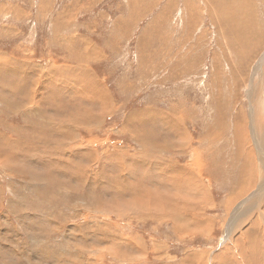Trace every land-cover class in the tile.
I'll return each mask as SVG.
<instances>
[{
	"label": "rangeland",
	"instance_id": "1",
	"mask_svg": "<svg viewBox=\"0 0 264 264\" xmlns=\"http://www.w3.org/2000/svg\"><path fill=\"white\" fill-rule=\"evenodd\" d=\"M263 1L0 0V264H264V197L240 217L244 222H232L258 192L259 173L253 187L233 192L240 174L250 180V168L258 172V161L252 165L249 143L236 149L233 140L230 147L237 111L248 130L255 111L264 115L254 87L264 88ZM238 24L248 25L244 34L231 31ZM164 114L174 124L184 119L186 133L168 134L185 135L183 143L203 151L204 207L199 197L192 204L202 191L192 181L179 183V192L169 184L168 191L149 187L167 178L144 162L155 160L165 171L160 156L183 169L196 161L194 150L159 151L154 159L158 150L143 143L144 133L157 141L156 133L167 135ZM128 119H142L140 132ZM213 129L216 141L207 136ZM166 138L159 142L164 149ZM242 157L249 158L247 170ZM132 182L144 184L151 201L161 192L171 215L144 219L114 199ZM149 206L160 210L153 201Z\"/></svg>",
	"mask_w": 264,
	"mask_h": 264
},
{
	"label": "bare ground",
	"instance_id": "2",
	"mask_svg": "<svg viewBox=\"0 0 264 264\" xmlns=\"http://www.w3.org/2000/svg\"><path fill=\"white\" fill-rule=\"evenodd\" d=\"M264 2V1H263ZM242 3V2H241ZM253 3V2H252ZM235 7V6H234ZM237 7V6H236ZM239 7V6H238ZM237 7V9H239ZM240 7H241V5H240ZM254 8H255V6H254ZM243 9V8H242ZM234 10H236V9H234ZM238 11V14L239 13H241V12H239L240 10H237ZM236 12V11H235ZM234 13V12H233ZM244 14H246V13H244ZM232 15V14H231ZM257 15H259V14H257ZM233 16V15H232ZM222 17V16H221ZM231 17V16H230ZM234 17V16H233ZM249 18V17H248ZM259 18V17H258ZM225 19V18H224ZM225 20H227V19H225ZM245 20V19H244ZM248 20V19H247ZM219 21V20H218ZM229 21H230V19H229ZM241 21V20H240ZM243 21V20H242ZM246 21V20H245ZM221 22V21H220ZM227 22V21H226ZM225 22V23H226ZM264 22V21H263ZM217 23V22H216ZM247 23V22H246ZM250 23H251V21H250ZM218 24H219V22H218ZM221 24V23H220ZM234 24V23H233ZM243 24H245L244 22H243ZM249 24V23H248ZM257 24H258V26H260L259 25V23L257 22ZM225 25V24H224ZM221 26H222V24H221ZM229 26V25H228ZM246 26H248V25H246ZM245 26V27H246ZM223 27V26H222ZM231 27V26H230ZM245 27H243V25L242 24H238V25H236V26H232V29H231V31L232 32H234V31H236V30H238L239 32L241 31L242 32V34H244V30H245ZM255 27H256V25H255ZM264 27V26H263ZM254 28V27H253ZM247 29H248V27H247ZM247 29H246V31H247ZM249 29H251V28H249ZM248 29V30H249ZM223 30H225V29H223ZM229 30V29H228ZM252 30V29H251ZM250 30V31H251ZM261 30H262V27H261ZM230 31V30H229ZM250 31H247V32H249V33H251ZM256 31V34H257V30H255ZM260 31V30H259ZM231 32V33H232ZM253 32V31H252ZM255 34V33H254ZM261 34V33H260ZM259 34V35H260ZM251 35H252V33H251ZM237 36V35H236ZM245 36H246V33H245ZM255 36V35H254ZM252 37V36H251ZM258 37V36H257ZM264 37V36H263ZM244 38H246L247 39V36L246 37H244ZM249 38V37H248ZM245 39V40H246ZM250 41H251V39H249ZM253 40V39H252ZM259 40V39H258ZM258 40H257V42H258ZM261 40H262V38H261ZM261 40H259V41H261ZM264 40V39H263ZM262 40V41H263ZM236 41V40H235ZM250 41H249V43H247L246 42V44H250ZM237 42V41H236ZM257 42H255L254 41V43L256 44ZM259 43V42H258ZM257 43V44H258ZM245 44V43H244ZM252 44V43H251ZM248 46V45H247ZM253 46V45H252ZM259 47V46H258ZM238 49V48H237ZM257 49V48H256ZM243 50V49H242ZM248 49H247V47H246V51H247ZM258 50V49H257ZM260 50V49H259ZM255 52H256V50H254ZM242 52H244V50L242 51ZM242 52H240V53H242ZM239 53V52H238ZM239 53V54H240ZM255 55V54H254ZM246 56V55H245ZM244 56V57H245ZM241 61V60H240ZM2 62V61H1ZM6 63V62H5ZM8 67V66H7ZM12 67V66H11ZM10 67V68H11ZM15 68V67H14ZM257 69V68H256ZM15 70V69H14ZM13 70V71H14ZM17 71V70H16ZM19 71V70H18ZM17 71V72H18ZM16 72V73H17ZM227 84V83H226ZM254 87H255V89H256V92L258 93V95H259V99L258 100H260V103L261 102H263V104H264V88H262V84H259L258 86H255L254 85ZM254 87H252V88H250V92L249 93H252L253 94V92L255 91V89H254ZM262 98H261V97ZM249 97H251L252 99H254V103H257L258 102V100L256 99V97L257 96H252V95H249ZM250 99V98H249ZM253 101V100H252ZM99 104V103H98ZM105 105V104H104ZM214 105V104H213ZM259 105V104H258ZM257 105V106H258ZM222 104L220 103L218 106H217V108L215 109V107H214V113H213V117H212V121L214 122L215 121V119L217 120V117L218 116H220V115H222V112H221V110H222ZM102 107H104V106H102ZM224 107V106H223ZM109 107H107V105L104 107V108H102L103 110L105 109V111L106 110H109L108 109ZM258 108V107H257ZM226 109V108H225ZM254 110H255V108H254ZM225 111V110H224ZM226 112V111H225ZM224 112V113H225ZM235 112V111H234ZM223 113V114H224ZM251 113V112H250ZM253 113V112H252ZM135 114V113H134ZM225 115H227V114H224V116ZM247 115H248V113H247ZM223 116V117H224ZM245 114H244V112L242 111V109L240 110V111H237V113L236 114H234V119H233V121H234V123H232V129H233V134H232V137H234V142H235V146H236V149L241 145V141L243 142V141H245V142H247V143H249V145H247V147H248V153L250 154V158H251V160H252V162H253V164L252 165H255V159H257V163H258V172L257 173H255L257 170H255V166L254 167H251L250 169L252 170L251 171V174H252V177L250 178V180H248V178H244L243 179V177H242V174H240V176H239V179L244 183V185H243V183L240 185V188L239 187H234V189H233V192H234V190H235V188H238V190H237V192L235 191V193H236V196H240V195H242L243 193H244V190H245V188H247V187H253L254 186V183L256 184V181H257V177H256V175H258V173H259V177H260V183H259V187H258V192H256L254 195H253V198H252V200L249 202V203H246L245 204V206L242 208V209H239L237 212H235V214H234V216H233V218H232V222H236V221H238L239 219H240V217H242V216H249V214H253L254 213V211L255 210H257V209H255L256 208V203H258L257 201L259 200V199H261L262 197H264V120H262L263 118H262V116H264V115H262V116H260V112L259 111H255V114H253V115H251L250 116V121H249V130L247 129V127L244 125V122H247V119L245 118ZM221 117V116H220ZM134 118V117H133ZM147 118H149V117H147ZM131 119V118H130ZM142 119H134V120H127V125H131V126H133V128L132 129H134V130H136V131H139L140 132V130L143 128V122L141 121ZM164 120V119H163ZM173 120V119H172ZM175 120V119H174ZM179 120V119H178ZM182 120V119H181ZM210 120V121H211ZM220 120V119H219ZM49 121H51V120H49ZM149 121H151V119H149ZM63 122V121H62ZM154 122V121H153ZM173 122V121H172ZM175 122V121H174ZM212 122V123H213ZM211 123V124H212ZM216 123V122H215ZM178 123H175V125H177ZM76 125V124H75ZM165 125H167L166 123H165ZM174 125V126H175ZM214 125V124H213ZM216 125V124H215ZM177 127H179L180 128V126H177ZM212 127V126H211ZM219 127H220V125H219ZM165 128H167V126L165 127ZM172 128H174L173 127V125H172ZM181 128H183V127H181ZM213 128H215V127H213ZM170 129V128H169ZM216 129V128H215ZM223 129V128H222ZM177 131H179V130H177ZM226 131V130H225ZM174 132V131H173ZM180 132V131H179ZM214 132H215V130L213 129L212 131H211V133L210 134H214ZM219 132V131H218ZM223 132V131H222ZM138 133V132H137ZM149 133V132H148ZM245 133H247L248 134V138H247V140H242V137H243V135L245 134ZM170 134V133H169ZM180 134V133H179ZM209 134V135H210ZM217 134V133H216ZM135 135V134H134ZM148 135V134H147ZM157 135V134H156ZM164 135V134H163ZM163 135H161V136H163ZM177 135V134H176ZM136 136V135H135ZM169 136V135H168ZM240 136H242V137H240ZM1 137V136H0ZM137 137V136H136ZM173 137V136H172ZM210 137V136H209ZM142 141H143V143H146L150 148H154V149H157L158 151H173V152H175V153H178V154H180V153H184V154H187V153H189V152H191V151H193L194 149H190L189 148V146H187V144H186V142H188L189 141V139H188V141H186L185 143H183V142H176V143H170V146H168V145H166L165 146V149L162 147V145H160L159 143H157V144H155V145H150V143L151 142H153L152 141V139H150V137H148V136H145V133H144V136L142 135ZM1 139H3V137L1 138ZM164 139V138H163ZM191 140V139H190ZM218 140V139H217ZM140 142H141V140H139ZM155 141H157V140H155ZM216 141V140H215ZM220 141V140H219ZM218 141V142H219ZM226 141V140H225ZM232 141V140H231ZM138 142V141H137ZM139 142V143H140ZM171 142V141H170ZM208 142V141H207ZM210 142V141H209ZM212 142H213V140H212ZM250 142H252V143H250ZM4 144V143H3ZM6 144V143H5ZM142 144V143H141ZM209 144V143H208ZM207 144V145H208ZM252 145V148H254L255 149V151H256V153H255V155H256V157L254 158L252 155H251V152L253 151L252 150V148H251V145ZM143 146V145H142ZM158 146H161V147H158ZM215 146V145H214ZM144 147V146H143ZM147 147V146H146ZM209 147V146H208ZM212 147V146H211ZM129 148V147H128ZM2 149V148H1ZM198 150V149H197ZM206 150H207V148H206ZM242 150V149H241ZM143 151V150H142ZM141 151V152H142ZM195 151V150H194ZM193 151V152H194ZM208 151V150H207ZM246 151V150H245ZM2 152H4V150L2 151ZM86 152V151H85ZM232 152V151H231ZM238 152V151H237ZM243 152V151H242ZM242 152L241 151H239V154L241 155L242 154ZM63 153V152H62ZM196 153H197V151H195V154H194V156H195V159H196V161H192V162H188L190 165H188L191 169H192V172H191V169L190 168H186V169H183V166L180 168V170H181V172L179 173L180 175H182L183 177L180 179V182L179 183H185V181L186 180H188V181H195L196 179H199V182H198V180H196V183H197V185H200L201 187H202V191L201 190H199V191H196V192H200L198 195H196V196H193V197H203V198H207V188L201 183L202 181H201V179H200V172H202V170L201 171H198L199 169H198V167H202V166H204L202 163V161H201V159H202V153H203V151L201 152H199V153H197L198 155H196ZM204 153H205V151H204ZM146 154V153H145ZM213 154V152L211 153V154H209L208 156H210V155H212ZM246 154V153H245ZM245 154L243 155V156H245ZM253 154V153H252ZM122 155V154H121ZM229 155H231L230 153H229ZM240 155H239V157H240ZM247 155V154H246ZM176 156V155H175ZM197 156V157H196ZM233 155H231V157H232ZM237 156V155H236ZM235 156V157H236ZM112 157V156H111ZM231 157H230V159H231ZM238 157V158H239ZM247 157V156H246ZM122 158H124V159H126L125 160V162H127V166H126V168L127 169H125V171L127 170V171H130L131 170V168H130V165H132V164H134L133 163V159L131 158L130 159V155L128 154V152H127V150H124L123 151V157ZM121 158V159H122ZM168 158V157H167ZM216 159V158H215ZM229 159V160H230ZM233 159H234V157H233ZM237 159V158H236ZM1 160V159H0ZM232 160V159H231ZM121 161H123V160H121ZM233 161V160H232ZM235 161H237V160H235ZM234 161V164L236 163ZM165 162V161H164ZM224 162V164H225V160L223 161ZM231 162V161H230ZM229 162V163H230ZM247 162H249V158H245V157H242V164H243V167H242V169H244V170H247V168H248V165H247ZM147 163H150V162H147ZM161 163V162H160ZM229 163H227V164H229ZM116 164H118V162L116 163ZM125 164V163H124ZM124 164H122V165H124ZM159 164V163H158ZM165 164V163H164ZM169 165H171L170 163H168ZM220 164V163H219ZM234 164H233V166H234ZM2 165V164H1ZM120 165V164H119ZM151 165V164H150ZM153 165V164H152ZM163 165V164H162ZM230 165V164H229ZM239 165V164H238ZM121 166V165H120ZM125 166V165H124ZM123 166V167H124ZM154 166V165H153ZM152 166V167H153ZM156 166V165H155ZM158 166V165H157ZM160 166V165H159ZM166 166V165H165ZM186 166V165H185ZM224 166L225 165H223V168H224ZM226 166H228V165H226ZM226 166H225V168H226ZM232 166V167H233ZM237 166V165H236ZM110 167V166H109ZM138 167L139 168H141L140 169V171L142 172L143 171V167L141 166V165H138ZM151 167V168H152ZM173 167H175L174 169L176 170V174H177V165L175 164ZM179 167V166H178ZM239 167V166H238ZM154 168V167H153ZM228 168L229 167H227V170H228ZM234 168H235V166H234ZM124 169V168H123ZM163 169V168H162ZM221 169V168H220ZM238 169V168H237ZM77 170V169H76ZM103 170V169H102ZM110 170V169H109ZM148 170V169H147ZM86 171V170H85ZM118 171V170H117ZM125 171H124V173H125ZM132 171V170H131ZM130 171V172H131ZM146 171V170H145ZM204 171V170H203ZM120 172V171H119ZM225 172V171H224ZM239 172V171H238ZM245 172H247V171H245ZM250 172V171H249ZM164 173L166 174L167 173V170H165L164 171ZM242 173H244V171L242 172ZM150 174V173H149ZM234 174V173H233ZM111 175H112V172H111ZM117 175V174H116ZM112 176H114V175H112ZM237 176V175H236ZM244 176V175H243ZM149 177V175L147 176V178ZM180 178V177H179ZM120 179V178H119ZM254 179V181H252ZM127 180V179H126ZM131 180V179H130ZM119 181V180H118ZM232 181V180H231ZM241 181L239 182V183H241ZM116 182H117V179H116ZM138 182V181H137ZM143 182V181H142ZM146 182V181H145ZM217 182V181H216ZM118 183V182H117ZM166 183V180H163L162 178H160L159 179V185L158 186H154V185H150V187L151 188H157V189H159L160 190V188H162L163 187V184H165ZM237 183H238V181H237ZM238 183V184H239ZM115 184V183H114ZM187 184V183H186ZM185 184V185H186ZM116 185H118V184H116ZM131 185H128V186H126V187H124L121 191H122V197H120V195H119V190L116 192V193H114V199H115V196H116V198H120L122 201L121 202H123L124 203V205L129 209V211H131V212H135V213H137V214H139V216H142L144 219H147V216L148 217H150V218H152V219H159V218H166V217H168V214H170V213H172L171 211H170V209L167 211V213H165V209H164V207H163V205H164V202L166 203V205H167V202H168V199L164 196H162V194H161V192H159V194L158 195H153L152 196V201H153V203H156V207H158V208H160V210L159 211H157L158 209L157 208H155L156 210L155 211H152V212H150L149 211V209H153V208H150V204L152 203V201H151V198L149 197V198H147L148 196H149V193L148 192H146V190L147 189H144L146 186L144 185V184H142V188H140V186L137 184V185H135L133 182H132V186L130 187ZM174 186V185H173ZM209 186V185H208ZM244 186V187H243ZM113 187H115V186H113ZM200 187V188H201ZM115 188H117V187H115ZM114 188V189H115ZM244 188V189H243ZM184 188H182V189H180V190H178V192L179 191H182ZM207 189V190H206ZM249 189V188H248ZM255 189V188H254ZM247 190V189H246ZM115 192V191H114ZM243 192V193H242ZM118 193V194H117ZM130 194H133V197L132 196H130ZM251 194H252V192H251ZM209 196V195H208ZM234 196H235V194H234ZM251 196V195H250ZM95 197V196H94ZM126 198H127V200H126ZM164 198V199H163ZM231 198V200L232 199H234V197L233 196H231L230 197ZM113 199V200H114ZM112 200V201H113ZM131 200H133V204L131 203ZM160 200V201H159ZM192 200V199H191ZM190 200V201H191ZM231 200H228L227 201V203L229 202V201H231ZM109 201V200H108ZM107 201V202H108ZM111 201V200H110ZM159 201V202H158ZM233 201V200H232ZM193 202V201H192ZM198 202V201H197ZM83 203V202H82ZM111 203H113V202H111ZM194 203V202H193ZM185 204V203H184ZM188 204V203H187ZM262 204V203H261ZM195 205V204H194ZM202 205V204H201ZM225 205V204H224ZM236 205V204H235ZM111 206V205H110ZM109 206V207H110ZM152 206V205H151ZM113 207V206H112ZM167 207V206H166ZM175 207H176V205H175ZM203 207V206H202ZM240 207V206H239ZM181 208H183V207H181ZM200 208V207H199ZM235 208V207H234ZM168 209V208H167ZM261 209H262V207H261ZM112 210V209H111ZM179 209L176 207L175 208V210H173L174 211V213H175V211H178ZM231 210V209H230ZM258 210H260V209H258ZM110 211V210H109ZM114 211V210H113ZM118 211V210H117ZM170 212V213H169ZM178 212H180V211H178ZM189 212H190V210H189ZM188 212V213H189ZM261 212V211H260ZM130 213V212H129ZM133 214V213H132ZM136 214V215H137ZM262 214V213H261ZM135 215V214H134ZM171 215V214H170ZM176 215H178V213L176 214ZM229 215V214H228ZM185 216V215H184ZM231 216V215H230ZM254 216V215H253ZM252 216V217H253ZM170 217H172V216H170ZM251 217V216H250ZM149 218V219H150ZM196 218V217H195ZM255 218H253V220H254ZM257 219V218H256ZM190 220H192V218L190 219ZM241 220H243L242 218L240 219V221ZM259 220V219H258ZM261 220V219H260ZM198 221V220H197ZM230 221V220H229ZM228 221V222H229ZM247 221H249V219L247 220ZM192 222V221H191ZM196 222V221H195ZM200 222V221H199ZM198 222V223H199ZM207 222V221H206ZM243 222H244V220H243ZM250 222H251V224H253V222L254 221H251L250 220ZM249 222V223H250ZM259 222V221H258ZM250 224V225H251ZM205 225V224H204ZM248 225V224H247ZM186 226H188V224L186 225ZM255 227V226H254ZM207 228V227H206ZM227 228V227H226ZM247 228V227H246ZM263 229V228H262ZM239 233V232H238ZM243 233V232H242ZM243 236V235H242ZM241 238V237H240ZM228 245V244H227ZM112 247V246H111ZM228 248V247H227ZM250 248V247H249ZM225 250V249H224ZM221 251V250H220ZM218 253H220V252H218ZM223 253V252H222ZM229 253V252H228ZM114 254V253H113ZM217 255V254H216ZM219 255V254H218ZM220 256V255H219ZM214 259V258H213ZM216 259H218V257H216ZM217 261H220V260H217ZM132 262V261H131ZM204 262V261H203ZM219 264H221V263H219Z\"/></svg>",
	"mask_w": 264,
	"mask_h": 264
},
{
	"label": "crops",
	"instance_id": "3",
	"mask_svg": "<svg viewBox=\"0 0 264 264\" xmlns=\"http://www.w3.org/2000/svg\"><path fill=\"white\" fill-rule=\"evenodd\" d=\"M104 108V107H103ZM173 119V118H172ZM171 119V121H168L167 120V117H166V115L164 114V120H163V126H162V130L163 131H165V133H167V135H169V137L171 138V141H174V143H176V142H183L184 141V139H185V135H180V136H171L170 134H168V132H176V133H180L181 134V132H179L180 130L179 129H181V130H184L185 131V133H186V130H185V127H183L184 126V119H182L180 122H179V124H177V125H175L173 122H174V120H172ZM173 121V122H172ZM165 123L167 124V125H165ZM232 123H234V121L232 120ZM172 125H173V127L174 128H172ZM175 125V126H174ZM167 126V128H165ZM177 126H180V128L179 127H177ZM181 127H183V128H181ZM170 128V129H169ZM177 130H179V131H177ZM154 132H152V134H153ZM156 133V132H155ZM211 133V132H210ZM209 133V134H210ZM216 133L217 132H214V134L212 133V134H208L207 136L209 137L210 136V138L211 139H214V140H217L218 138L216 137ZM220 134H224L225 132L223 131V132H219ZM148 134H150V133H148ZM157 134V133H156ZM162 134H157L156 136H157V139L159 140V141H155L154 139H152V141L153 142H151L150 143V145H155V144H157V143H159V142H162V141H164L165 139H167L166 137H168L166 134H164V135H166V136H161ZM164 138V139H163ZM233 138V139H232ZM231 140L233 141L234 140V137H232V135H231ZM187 141H188V139H187ZM232 141H230V147L232 146ZM171 143V142H170ZM145 145H147L146 143H144ZM143 144V146H145ZM160 145H161V143H159ZM153 150H154V148H152ZM230 150L232 151V149L230 148ZM231 151L229 152L230 154H231ZM156 153H158L157 155L158 156H155L154 157V159H157L159 156H160V153H162V152H159V151H156ZM164 153H170V152H168V151H166V152H164ZM229 153H228V156H231V155H229ZM146 155V154H145ZM159 159H161V160H164V159H166V161H167V163H170V162H172V161H170L167 157L165 158V157H163V156H160V158ZM154 162H155V160H153V162H150V163H145L144 162V164H143V166H144V168H147V167H152L153 165V167L151 168V170H150V172L151 173H153V174H157V172H160L161 173V175L162 176H166V178H167V182H166V184H163V187L162 188H160V190H166V191H168L166 188H167V186H168V184L171 186V188H172V190L173 191H178V187H179V182H180V178H179V169H180V165L178 164V163H176L177 164V174L175 173L176 172V170L174 169L175 167H173V166H171V165H169L168 167H169V169L171 170H168L167 169V173L165 174L164 173V170L163 169H160V167L158 168L157 167V165L156 164H154ZM151 164V165H150ZM153 164V165H152ZM156 165V166H155ZM179 166V167H178ZM159 169H160V171H159ZM146 170V169H145ZM148 175H146V177H147ZM192 184L193 185H195L196 184V180L195 181H192ZM150 185H155V183L153 184H150ZM150 185H149V187H150ZM174 185V186H173ZM192 188H194V187H192ZM144 189H146V187L144 188ZM153 189V188H152ZM157 190V188H154V190ZM207 198H203V197H199L198 199H197V201H198V205L200 206V207H204L205 206V204L206 203H204V201L206 200ZM192 201L193 202H196V197H193V199H192ZM229 203V202H228ZM192 204H194V203H192ZM202 204V205H201ZM200 221H201V219H200ZM191 225L193 226V227H195V225L193 224V223H191ZM199 226H201V223L199 222V224L197 225V228H199Z\"/></svg>",
	"mask_w": 264,
	"mask_h": 264
}]
</instances>
